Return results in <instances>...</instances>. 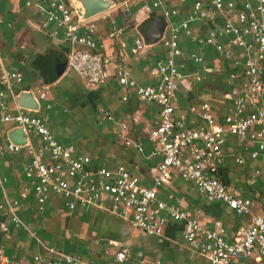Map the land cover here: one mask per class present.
I'll use <instances>...</instances> for the list:
<instances>
[{
    "label": "crops",
    "instance_id": "obj_1",
    "mask_svg": "<svg viewBox=\"0 0 264 264\" xmlns=\"http://www.w3.org/2000/svg\"><path fill=\"white\" fill-rule=\"evenodd\" d=\"M25 1L0 0V69L22 76L20 82L11 81L0 87L7 110L13 112L18 107L15 96L20 90H30L39 103L38 110L33 113L45 118L58 142L71 144L79 152L89 155L92 166L102 164L109 169L122 166L138 176L141 183L151 185L156 165L162 158L158 144L149 137L159 107L151 101L137 99L131 89L120 86L114 68L128 66L131 76L139 84L157 83L158 78L153 72L156 61L165 57V48L150 42L133 55L130 47L134 33L131 25L138 23L143 34V17L149 13L158 16V11L147 2H139L128 11L112 8L86 21L84 30L91 26L92 36L104 43L112 60L104 81L85 88L65 67L56 75L57 60L65 59L71 46L64 40L62 29L53 23L41 27L43 15L35 8L27 7ZM46 3L44 0L43 4ZM189 5L181 6L179 14L172 16L169 23L177 24L189 10ZM208 26L220 29L217 22H191L193 31L201 36ZM117 27H122V32L116 38L108 36ZM218 39L230 40L221 35ZM178 44L186 54L196 51L203 60L197 63L185 61L184 71L189 73L196 69L197 76H188L176 90L175 111L185 112L191 104L207 101L212 114L220 119L230 107L224 98L229 65L212 46L195 43L184 36H179ZM234 51L238 50L234 48ZM125 95L127 99L123 100ZM102 110L110 111L124 122L123 135L128 144L118 135L117 124L100 118ZM11 128L9 123L0 121L3 146L9 141L7 133ZM26 139L36 150L40 147L34 133L27 132ZM224 143L217 177L222 183L237 188L241 195L250 197L252 214L264 216V156L250 158L249 152L256 148L250 140H244L240 145L233 137H227ZM41 154L46 159L49 157L46 151ZM237 156L243 157L241 164L235 163ZM29 157L25 148L11 152L5 147L0 153V178L4 179L0 182V204L3 205L0 208V250L6 257L29 264L34 255L43 259L68 254L88 264H113L114 254L126 248L123 264H151L155 260L159 264H209L184 243L181 221H169L161 235L148 236L131 229L127 218L109 212L108 206L106 209L76 206L70 210L61 197L48 198L38 213L36 196L31 190L24 191L27 182L22 168ZM156 194L158 200L174 204L187 217H195L202 226L211 227L214 220L220 221L226 240L247 221V215L235 214L225 202L208 201L190 181L180 178L173 170L170 178L157 187ZM14 201L18 203L13 212L19 225L11 221L7 210L8 204ZM254 257H239L230 264H262Z\"/></svg>",
    "mask_w": 264,
    "mask_h": 264
},
{
    "label": "built area",
    "instance_id": "obj_2",
    "mask_svg": "<svg viewBox=\"0 0 264 264\" xmlns=\"http://www.w3.org/2000/svg\"><path fill=\"white\" fill-rule=\"evenodd\" d=\"M43 1L26 0L25 4L43 15L41 27L51 22L62 29L64 40L71 46L65 58V69L74 73L85 88L101 84L108 75L107 66L112 60L104 43L92 36L91 26L84 30L86 22L76 21L68 0H47L46 5ZM139 2L149 3L164 22L156 41L166 50L165 57L155 64L153 74L158 78L157 83H137L129 67L124 65L115 66L114 76L117 83L131 89L137 99L151 101L159 107L149 137L158 144L162 158L156 165L151 185L141 183L138 176L122 166L109 169L102 164L90 165L89 155L56 140L43 116L18 107L13 112L8 111L1 88L0 121L9 123L12 128H22L25 135L34 133L39 138L40 147L36 150L27 139L21 146L8 141L4 146L0 143V153L5 147L11 152L26 149L30 157L22 168L27 182L24 191L31 190L36 196L38 213L48 198L61 197L70 210L76 206H96L99 209L108 206L109 212L126 217L131 229L148 236L161 235L169 221H181L184 243L209 264H230L236 258L253 255L257 262L264 264V216L252 214L250 197L241 195L237 188L222 183L217 177L227 137H233L240 145L244 140L255 143L256 148L249 152L251 159L264 156V0H121L113 9L128 11ZM189 3L185 16L177 24L169 23L172 16L179 14L180 7ZM147 16L150 13L143 18ZM193 21L217 22L220 29L208 26L201 36L191 28ZM131 26L134 33L130 52L135 55L147 44L138 23ZM121 32L122 27H117L108 36L116 38ZM219 35L230 40L221 41ZM179 36L212 46L230 67L224 91L230 107L220 119L212 114L207 101L191 104L185 112L175 111L176 90L188 76H197L196 69L189 73L184 71L185 61L197 63L203 60L196 51L183 52L178 44ZM234 48L238 51L235 52ZM21 80L20 73L0 69V87ZM126 99L127 96H123V100ZM100 118L117 124L118 135L128 144L123 135L124 122L108 110H102ZM42 151L48 153L47 159L42 156ZM242 160V156H237L235 163L241 164ZM172 170L180 178L190 181L208 201L225 202L235 214L247 215V221L226 240L220 221L214 220L211 227L202 226L195 217H187L174 204L158 200L157 187L170 178ZM2 181L4 179L0 178ZM17 204L14 201L7 206L15 225L20 224L13 212ZM126 255V248L119 249L114 254L113 264H123ZM0 264L27 263L10 259L0 250ZM29 264L88 263L60 254L43 259L34 255ZM151 264H159V261Z\"/></svg>",
    "mask_w": 264,
    "mask_h": 264
},
{
    "label": "water",
    "instance_id": "obj_3",
    "mask_svg": "<svg viewBox=\"0 0 264 264\" xmlns=\"http://www.w3.org/2000/svg\"><path fill=\"white\" fill-rule=\"evenodd\" d=\"M72 6V12L77 22H86L90 18L95 17L100 13L107 12L115 7V0H68ZM144 33L143 38L145 43L156 42L163 30L164 22L159 16H147L143 18ZM142 33V32H141ZM63 66L65 61L62 62ZM62 67L61 70L62 71ZM15 99L17 101L18 108L37 111L39 103L32 92L27 89L20 90ZM8 140L16 145H23L26 143V135L22 128H11L8 133Z\"/></svg>",
    "mask_w": 264,
    "mask_h": 264
},
{
    "label": "trees",
    "instance_id": "obj_4",
    "mask_svg": "<svg viewBox=\"0 0 264 264\" xmlns=\"http://www.w3.org/2000/svg\"><path fill=\"white\" fill-rule=\"evenodd\" d=\"M152 15V17L154 16L153 14H151ZM163 21V20H162ZM65 61V59H58L57 60V62H56V75L57 74H59L61 71V67L62 68H64L65 67V65L63 66L62 64V62H64Z\"/></svg>",
    "mask_w": 264,
    "mask_h": 264
},
{
    "label": "rangeland",
    "instance_id": "obj_5",
    "mask_svg": "<svg viewBox=\"0 0 264 264\" xmlns=\"http://www.w3.org/2000/svg\"><path fill=\"white\" fill-rule=\"evenodd\" d=\"M129 21V20H128ZM126 23H127V21H126ZM126 23H124V25H126ZM131 23V22H130ZM129 24V23H128ZM141 27H144V25H143V22H142V24H141ZM157 43V42H156ZM157 44H159V43H157ZM158 46H161V44H159Z\"/></svg>",
    "mask_w": 264,
    "mask_h": 264
}]
</instances>
